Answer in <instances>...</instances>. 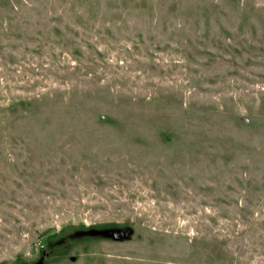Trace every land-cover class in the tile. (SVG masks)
I'll use <instances>...</instances> for the list:
<instances>
[{
	"label": "rangeland",
	"instance_id": "1",
	"mask_svg": "<svg viewBox=\"0 0 264 264\" xmlns=\"http://www.w3.org/2000/svg\"><path fill=\"white\" fill-rule=\"evenodd\" d=\"M0 264H264V0H0Z\"/></svg>",
	"mask_w": 264,
	"mask_h": 264
}]
</instances>
